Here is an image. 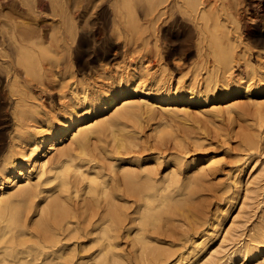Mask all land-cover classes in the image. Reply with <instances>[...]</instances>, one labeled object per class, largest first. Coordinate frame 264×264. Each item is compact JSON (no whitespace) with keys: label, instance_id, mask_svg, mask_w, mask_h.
<instances>
[{"label":"bare ground","instance_id":"6f19581e","mask_svg":"<svg viewBox=\"0 0 264 264\" xmlns=\"http://www.w3.org/2000/svg\"><path fill=\"white\" fill-rule=\"evenodd\" d=\"M47 3L58 19L42 27L40 0H0V88L8 97L7 110L0 106V264H126L116 247L120 232L130 227L138 230L137 257L158 261L166 253L151 244L146 226L189 200L195 177L188 170L201 158L171 156L172 167L164 173L158 157L147 165L141 160L140 122L152 118L156 106L167 113L194 107L217 118L234 112L242 95L261 111L264 97L255 96H264V68L258 71L245 54L250 33H258L256 41L264 44V0ZM99 11L107 17L109 33L94 31ZM101 38L105 44L95 50ZM136 43L141 50L128 69L107 66V59L135 49ZM176 58L191 62L187 78L167 71L168 60ZM241 59L245 71L234 76V63ZM55 93L61 99L58 109L52 105ZM209 101L226 105L207 107ZM129 121L139 124L130 129ZM241 140L248 147L256 143L246 132ZM205 163L210 166V159ZM249 169L244 160L239 172ZM242 182L235 174L225 213L213 216L209 228L191 241L187 256L166 264H216L212 242ZM73 239L97 248L75 259V248L67 242ZM239 242L222 264L236 257L241 261L235 264H264V215L250 238Z\"/></svg>","mask_w":264,"mask_h":264},{"label":"rangeland","instance_id":"374dc122","mask_svg":"<svg viewBox=\"0 0 264 264\" xmlns=\"http://www.w3.org/2000/svg\"><path fill=\"white\" fill-rule=\"evenodd\" d=\"M40 3L43 7L40 23L42 27H46L45 25L57 20L58 17L53 18L50 15L47 0H40ZM94 15V31L96 33H109V25L106 26L107 17L100 11L97 14L94 13ZM257 34L250 33L247 36L250 48L249 54L246 53L245 56H247L252 66L261 71L264 68V44L256 41ZM103 38L93 46L95 50L103 48L105 44ZM134 46H136L135 49L119 52L114 58L107 59V66L111 67L118 64L121 65V68L128 69L131 66L129 64L135 61L137 51L141 50L140 45L137 46V43ZM240 46L242 45L239 44L236 49L239 50ZM173 62L179 69L173 66ZM173 62L171 63V60H168L167 64V71L171 72L172 76L180 73L184 78H187L191 75L190 71L193 66H190L192 64L189 61L187 62V59L183 61L176 58ZM94 66L98 70L101 69L98 64H94ZM154 69H157V67L154 66L151 71ZM239 70L242 73L245 71V64L242 59L234 63L232 74L238 76ZM89 78L93 80L98 77L89 75ZM100 79L99 77L98 80ZM53 91L58 92L55 88ZM261 95L263 94L258 93L255 97L262 99L264 96ZM138 97H140V94H137L134 98L137 99ZM7 98V93L5 95V92L0 88V106L6 110ZM237 100L238 106L234 112L231 114L222 112L221 116L217 118L200 114L194 107L187 113H167L162 111L161 107L156 106L150 111L153 115L152 118L141 120V126L138 128L141 136L140 145L145 148L141 160L147 165H154L155 158L158 157V160L161 161L159 170L164 173L172 167L169 162L171 156L184 154L187 159L192 157H200L201 159L188 170L189 174H193L195 177V182L193 181L189 189L192 191H189L191 193L188 192L190 198L187 195L189 200L184 198L188 201L176 205L173 209L171 208L172 210H166L158 214L157 220L146 226L145 230L152 240L151 244L162 249L166 256L158 261L153 260L150 256L143 259L137 257L139 243L135 240L134 235L138 230L136 227H130L128 233L120 232L118 246L116 247L124 253L126 264H166L168 260L175 259L182 253L187 256V252L192 251L191 241L197 239L202 232L209 228L213 216L217 213L219 215L225 213L224 209L227 207L230 195L235 189L234 175L237 173L241 174L244 182L240 186L234 206L228 212L218 236L212 242V249L217 251L215 253L216 264H222L228 258L227 254L237 248L238 241L241 243L249 239L250 234L258 227L261 215H264V106L261 107V111H257V107L249 102L245 95ZM42 101L44 106L48 103V99L46 100L44 97ZM59 101L61 102V99L59 100L57 93H55L52 101L54 108H59ZM214 103L226 105L224 101H209L207 107L212 106ZM49 104L45 106L48 111L52 108ZM120 104L121 102L116 106ZM115 108L107 114L114 111ZM3 114L4 112L1 110L0 118L3 117ZM7 119L9 130L12 127L11 119L9 117ZM138 124V121H129L127 127L132 129L133 126ZM244 132L255 136L256 143L252 147H248L242 142L241 135ZM179 138L184 140L183 144L182 141L179 142ZM68 143L69 140H66L61 145ZM52 155L56 157V153H52ZM206 159L211 161V165L208 167L205 166ZM244 160L249 161L250 168V171L248 170L245 173L239 172V167ZM249 172L251 174L249 179L252 181L246 184L245 181ZM227 187L228 190H226ZM233 217L236 221L234 223L231 222ZM230 227V232L226 233V230ZM67 242L68 247L75 248V259L84 257V255L90 254L97 248V246L86 240L73 239ZM256 244L259 247L261 246L260 242ZM168 253H171V255L167 257ZM87 260L85 258V261ZM255 260V258H246L245 262L250 263L253 261L255 263ZM240 261L241 258L236 257L231 264Z\"/></svg>","mask_w":264,"mask_h":264}]
</instances>
